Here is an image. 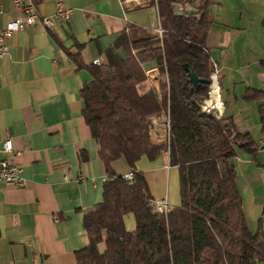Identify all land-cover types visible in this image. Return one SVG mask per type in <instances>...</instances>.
<instances>
[{"label":"crops","instance_id":"crops-1","mask_svg":"<svg viewBox=\"0 0 264 264\" xmlns=\"http://www.w3.org/2000/svg\"><path fill=\"white\" fill-rule=\"evenodd\" d=\"M62 2L71 9L67 22L46 29L38 19L5 40L8 51L0 59V144L11 141V151L0 152V159L20 166L25 179L21 187L0 183V264H76L75 252L87 242L83 213L101 202L105 179L98 146L81 112L79 92L91 80L86 66L97 57L103 62L105 51L128 24L159 27L151 0ZM55 3L34 0L39 16H52ZM208 10L206 47L218 66L220 86L231 94L222 115L258 145L255 156L238 151L237 174L241 168L249 182L252 175L264 180L256 169L264 150L259 101L243 97L247 88L264 89V0H210ZM17 15L13 4L4 1L0 24ZM144 68L147 79L139 90H159L155 65ZM112 166L118 175L129 172L123 159ZM170 167L161 155L143 173L152 200H165L172 208L178 203L169 204L165 193ZM251 195L250 204L242 201V207L254 231L252 218L260 217L264 191Z\"/></svg>","mask_w":264,"mask_h":264},{"label":"trees","instance_id":"trees-1","mask_svg":"<svg viewBox=\"0 0 264 264\" xmlns=\"http://www.w3.org/2000/svg\"><path fill=\"white\" fill-rule=\"evenodd\" d=\"M159 31L128 24L100 64L86 66L91 80L80 90L82 117L98 146L105 179L102 200L84 211L87 242L75 252L76 264H260L264 263L262 219L250 230L237 187L238 151L255 156L258 145L236 129L231 117L202 112L208 84H191L184 65L210 80L213 62L206 47L210 0H178L196 10L176 16L170 0H151ZM74 60L79 66V56ZM153 63L159 90L139 86ZM257 100L264 138V89L247 88ZM169 118L168 164L178 169L179 205L156 212L148 184L136 162L152 161L164 146L149 137V119ZM84 156V152H80ZM123 159L132 182L115 173ZM131 213L135 226L126 229Z\"/></svg>","mask_w":264,"mask_h":264},{"label":"built area","instance_id":"built-area-1","mask_svg":"<svg viewBox=\"0 0 264 264\" xmlns=\"http://www.w3.org/2000/svg\"><path fill=\"white\" fill-rule=\"evenodd\" d=\"M0 0V21L3 14V2ZM15 9L19 11V15L15 18L7 20L3 25L0 24V59L3 58L8 51L5 40L12 37L16 32L25 27L35 24L39 19L46 29H51L57 22H67L71 13L70 8L63 6L62 0H56L55 12L52 16H39L34 4V0H9ZM159 31V29H158ZM102 59L97 57L92 60V64H100ZM205 99L200 104V109L205 113H212L216 118L222 116L223 102L220 93L218 66L213 63V70L210 74V80ZM169 118L166 114L152 116L149 119V137L156 143H161L164 148L161 155L168 160V143H169ZM11 151L10 139L4 140L0 144V152L8 153ZM126 182L133 181L131 172L121 175ZM0 183L6 185H14L21 187L25 183L24 177L21 175V167L8 162L6 159H0ZM151 207L159 213L168 212L171 207L165 200H150ZM38 264V263H35Z\"/></svg>","mask_w":264,"mask_h":264},{"label":"rangeland","instance_id":"rangeland-1","mask_svg":"<svg viewBox=\"0 0 264 264\" xmlns=\"http://www.w3.org/2000/svg\"><path fill=\"white\" fill-rule=\"evenodd\" d=\"M220 93H221L222 102L228 101L230 91L227 93L224 86H220ZM229 105H230V108L233 107L232 104H229ZM150 162L151 161L148 160L145 156H142L136 162L137 170L144 171L143 167L150 164ZM260 162H261V165L260 164H259L260 166L256 165V169H258L259 171H262L264 173V150H262L260 152L259 163ZM234 163L239 167V165H240L239 162L234 160ZM239 169L240 170H239V175H238V179H237V187H238V190L240 192L242 201H244V203H246V205H247V204H250V200H251V196H252L251 194L253 192H255L257 194V193H261L262 191H264V180L262 178L261 179L259 178V181H256V179H258V176L252 175L253 182L255 180V182L252 184V180H251V182H249L250 178H248V176L245 174L244 170H241V168H239ZM166 179L167 180L165 183V193L169 195V204H172L175 201V203H178V204H172V205H179V202H180L179 175H178L177 167H175V166L170 167V170H169V173H168V176ZM250 218H252V217L250 216ZM258 218H259V215L257 216V218H254V217L252 218V220L256 223V225H257ZM124 223H125L127 229H133L134 228L135 223H134L133 215L131 213H128L124 216ZM262 226H263V222H262Z\"/></svg>","mask_w":264,"mask_h":264},{"label":"water","instance_id":"water-1","mask_svg":"<svg viewBox=\"0 0 264 264\" xmlns=\"http://www.w3.org/2000/svg\"><path fill=\"white\" fill-rule=\"evenodd\" d=\"M170 1L174 2L172 4V9H173L174 15H176V16H181L183 14L190 15V14H194L196 12V10L192 6L182 5L181 3L177 2L178 0H170ZM184 70L187 73L189 83H191V84H196V83L209 84V80L198 78L189 64L184 65Z\"/></svg>","mask_w":264,"mask_h":264}]
</instances>
